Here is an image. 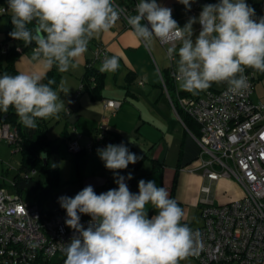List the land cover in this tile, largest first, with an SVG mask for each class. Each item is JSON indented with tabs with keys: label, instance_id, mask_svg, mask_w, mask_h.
I'll list each match as a JSON object with an SVG mask.
<instances>
[{
	"label": "clouds",
	"instance_id": "1",
	"mask_svg": "<svg viewBox=\"0 0 264 264\" xmlns=\"http://www.w3.org/2000/svg\"><path fill=\"white\" fill-rule=\"evenodd\" d=\"M177 2L190 11L196 0ZM7 7L13 25L9 36L26 48L33 46L32 61L59 72L76 67L90 41L109 31L125 12L115 0H7ZM135 12L126 21L145 48H151L154 39L171 42L167 56L175 63L180 90L197 94L225 83L228 92L242 94L248 85L245 69L264 73V16L257 18L246 0L205 4L183 27L172 9L157 0H139ZM195 24L200 25L198 34ZM118 68V58L106 56L99 71ZM42 79L37 74L0 75V111L14 108L29 129L37 127V119L59 118L65 102L52 87L55 81ZM97 155L118 187L97 194L88 185L74 197L58 198L66 211L65 224L74 232L65 244V264H180L198 254L201 234L182 223L184 212L168 191L154 180L141 179L133 193L126 183L132 174L119 175L142 157L124 143L98 148ZM81 215L90 217L87 227Z\"/></svg>",
	"mask_w": 264,
	"mask_h": 264
},
{
	"label": "crops",
	"instance_id": "2",
	"mask_svg": "<svg viewBox=\"0 0 264 264\" xmlns=\"http://www.w3.org/2000/svg\"><path fill=\"white\" fill-rule=\"evenodd\" d=\"M115 1L129 5L134 0ZM217 2L218 0H196L191 10L188 11L177 0H157L158 4L172 9V16L181 27L189 17H198L197 11L202 9L203 5ZM6 3L7 0H0V6ZM246 3L255 9L257 18L264 16V0H246ZM135 14L132 12L131 15ZM10 16L8 7L6 13L0 14V61L2 65L5 64L6 55L2 53V45L6 44L9 48L15 46V48H20V51L17 50L19 53L14 61L16 74H37L44 78L52 67L46 68L42 63L32 61V47L22 50L20 41L12 38L5 40L6 31L11 24ZM193 28L198 34L199 24L193 25ZM98 43L106 46L108 57L114 55L118 58L119 68L115 72L102 73L103 81L99 98L94 99L86 87H83L82 92L75 96L87 69L86 65L92 58L94 48ZM101 63L95 64L97 70ZM173 65L175 68L174 62ZM169 69L170 62L165 49L157 39H154L151 48H145L133 34L131 27H127L123 21L118 20L109 31L101 32L90 41L87 51L76 61V67L70 68L67 72L58 71L60 80L54 90L65 102V109L59 113V118L52 117L42 120L46 124L45 133L52 140L49 153L50 165L58 168L60 178L61 164L65 160L60 150L63 146L66 147L67 140L72 137L74 130L82 134L83 138L80 143L84 144L86 138L94 134L95 129L101 123L102 116H105V123L110 132L118 134L130 152L142 157L133 166L129 164L127 169L119 170V175L126 177L131 173L135 178V183L129 189L136 193L139 180H154L158 187H164L169 197H173L181 205L184 212L182 222L193 228L200 226L203 222L201 217L203 199L216 204H224L241 198L244 192L242 187L230 177L223 176L210 182L202 175L199 169L200 149L193 137L199 134V126L195 121L188 126L183 120L185 115H188L180 109L177 114L173 111L160 80L158 70L165 77V85L174 100L182 90L170 77ZM245 71H250L254 75L253 102L264 101V73L250 68ZM226 85L225 83H214L209 89L219 90ZM63 89H67L68 92ZM105 98L118 99L122 103L114 113L104 111L103 99ZM67 109L68 114H66ZM9 110L15 112L14 108L10 107ZM98 148L100 147L74 156L76 158L74 177L66 178V182L70 183L56 192V202L51 203L49 208L51 214L61 209L58 203L60 196L72 197L82 190V180L85 176L103 177L107 182L108 177L114 175L112 171L105 168L104 162L97 155ZM80 160L85 166L83 174L80 170ZM144 164L149 171L140 177L132 169ZM79 177L82 178L81 182L77 181ZM174 178L176 181L172 192ZM203 185H209V193L202 191ZM151 211L149 205L150 216Z\"/></svg>",
	"mask_w": 264,
	"mask_h": 264
},
{
	"label": "built area",
	"instance_id": "3",
	"mask_svg": "<svg viewBox=\"0 0 264 264\" xmlns=\"http://www.w3.org/2000/svg\"><path fill=\"white\" fill-rule=\"evenodd\" d=\"M138 2L134 0L125 5L115 1L125 10L118 20L127 27L130 26L126 16L135 12ZM6 9L7 3L0 6V14L6 13ZM201 10L197 11L198 16ZM157 40L167 55L171 42ZM8 48V45H2V53ZM16 50L20 51V48ZM107 54L104 44H96L86 66H95ZM168 61L169 75L175 80L173 61ZM158 73L173 111L177 114L179 109L182 110L199 126V134L193 137L200 149L199 169L204 178L213 182L223 176L230 177L244 192L241 198L224 204L202 200L203 222L192 228L201 234V248L198 254L189 257L200 264H264V101L252 100L253 73L245 71L248 85L242 94L228 92L226 85L219 90L207 89L198 94L178 93L174 100L159 70ZM83 87L81 83L75 96ZM121 103L118 99L105 98L103 110L114 113ZM105 119L102 116L94 134L86 138L84 144L80 143L82 134L74 130L67 140L69 151L73 154L90 151L95 144L106 147L104 141L109 128ZM0 139L7 140L16 151L19 150L21 139L8 123H0ZM34 173L32 170L31 174ZM202 191L209 193V185H203ZM66 218V212L61 210L42 217L36 203L0 186V264H36L40 256L50 259L57 254L65 255V244L74 235L65 224ZM89 221L90 217H81L85 227Z\"/></svg>",
	"mask_w": 264,
	"mask_h": 264
},
{
	"label": "trees",
	"instance_id": "4",
	"mask_svg": "<svg viewBox=\"0 0 264 264\" xmlns=\"http://www.w3.org/2000/svg\"><path fill=\"white\" fill-rule=\"evenodd\" d=\"M10 23H11V16H10ZM13 31V25L10 24V28L6 31V38L5 40H9L11 37L9 33ZM22 45V50H25L29 47H25L23 42L20 41ZM18 51L16 50L15 46H10V48L5 53V64L2 65L0 61V75L4 73H8L11 75L16 74V70L14 68V61L18 55ZM86 71L83 76L82 83L86 89H88L94 99L100 97V89L102 86L103 76L102 73L93 67H87ZM163 76V74H162ZM164 80L165 77L163 76ZM49 80H54L55 83L52 85L53 89L59 83L60 80V73L55 66L45 74L43 78V83H47ZM180 95H190L191 93L186 91L179 92ZM198 94V93H197ZM6 114V117L2 118L0 123H8L10 128L15 130L20 137V148L19 151L21 152L22 158L19 164L18 172L14 175L13 179L11 180L12 183L0 182V186L10 187L14 192L18 193L24 200L30 203H36L40 209V213L42 217H48L51 215L49 210L44 208V204L49 202L53 195V190L55 187L60 185L59 182V171L58 168H54L50 165L49 161V153L50 147L52 144V140L48 138L47 134L45 133L46 124L42 119H37V127L35 129H29L24 127L20 122L19 118L15 112L8 110L7 112H0V117ZM184 122L190 126V123L194 121L189 116L183 118ZM110 130L107 133V137L105 138V145L108 144H120L124 143L123 140L120 138L118 134L110 135ZM97 147V144L94 145L93 149ZM86 150L81 151L80 153ZM77 153V154H80ZM35 170L34 174H31V171ZM42 170L46 175V183L42 184L40 180L35 179L34 175L37 171ZM26 175V176H25ZM128 175H126L127 177ZM125 177V178H126ZM133 177V176H132ZM81 177L77 179V181L81 182ZM135 178L133 177L131 180H126L128 187L135 183ZM175 181L176 178L173 180L172 185V192L175 188ZM118 185L115 183L114 175H110L105 185L100 188L94 189L97 194L101 192H105L109 189L116 188ZM40 190L39 195H37L33 200H27L23 197V193L26 191H36ZM78 193V192H77ZM77 193H75L72 197H74ZM173 199V197H170ZM177 204L181 207V205L177 202ZM61 211H65L63 208L60 209ZM154 210L151 211V214ZM66 212V211H65ZM81 217L86 218L89 217L87 215H81ZM183 223V222H182ZM66 255L64 254H57L50 259H46L43 257H39L36 261V264H65Z\"/></svg>",
	"mask_w": 264,
	"mask_h": 264
},
{
	"label": "rangeland",
	"instance_id": "5",
	"mask_svg": "<svg viewBox=\"0 0 264 264\" xmlns=\"http://www.w3.org/2000/svg\"><path fill=\"white\" fill-rule=\"evenodd\" d=\"M63 146V145H61ZM62 147L61 155L65 157V160L62 161L61 164V177L59 178L60 185L55 187L53 190V195L50 198L51 200L44 204V208L46 210H49L51 207V203L56 202L55 200V194L56 192L62 188L63 186L68 185L70 182H66L68 177H74V171L76 169V158L74 157L76 154H73L69 151L68 146ZM21 152L18 150H15V147L13 145L8 144L7 140L0 139V182L6 181V183H9L14 175L18 172L19 164L21 162ZM71 161H70V160ZM72 162V163H71ZM80 162V170L83 174L84 172V165ZM133 166V164H132ZM87 170V168H86ZM138 176L143 177L149 170L146 168L145 164L139 166L138 168L132 169ZM35 179L40 180L42 184L46 183V175L42 170L37 171V173L34 175ZM88 177V176H85ZM69 181V180H68ZM8 192H13V190L10 187H6ZM40 190L36 191H26L23 193V197H25L27 200H33L37 195H39ZM55 192V193H54ZM193 210L195 208L193 207ZM180 264H200L193 258H186L185 260L181 261Z\"/></svg>",
	"mask_w": 264,
	"mask_h": 264
},
{
	"label": "water",
	"instance_id": "6",
	"mask_svg": "<svg viewBox=\"0 0 264 264\" xmlns=\"http://www.w3.org/2000/svg\"><path fill=\"white\" fill-rule=\"evenodd\" d=\"M6 117V114L2 115L0 117V121L2 118ZM106 182V179L103 177H99V176H88V177H84L82 180V189L88 185L93 186V188H97L100 187L102 185H104Z\"/></svg>",
	"mask_w": 264,
	"mask_h": 264
}]
</instances>
